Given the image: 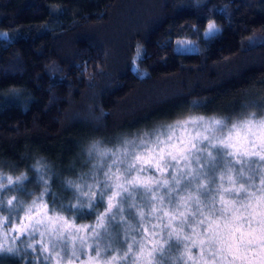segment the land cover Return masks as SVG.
Listing matches in <instances>:
<instances>
[{"label":"trees","instance_id":"trees-1","mask_svg":"<svg viewBox=\"0 0 264 264\" xmlns=\"http://www.w3.org/2000/svg\"><path fill=\"white\" fill-rule=\"evenodd\" d=\"M210 21L219 29L211 38ZM0 34V174L28 177L24 191L2 194L0 243L7 233L14 251L0 252V264H53L36 232L14 240L10 231L22 209L9 212L7 200L31 203L44 190L41 175L50 210L95 224L104 204L61 208L77 203L65 181L93 183L86 147L108 149L188 116L235 120L264 107V0H0ZM184 39L194 47L180 48ZM124 218L106 221V255L142 236L139 217Z\"/></svg>","mask_w":264,"mask_h":264},{"label":"snow or ice","instance_id":"snow-or-ice-1","mask_svg":"<svg viewBox=\"0 0 264 264\" xmlns=\"http://www.w3.org/2000/svg\"><path fill=\"white\" fill-rule=\"evenodd\" d=\"M218 31L217 25L210 23L205 35L211 38ZM0 35L6 37V34ZM189 126L194 134L187 131ZM180 129L187 139L176 134ZM88 155L97 159L92 170L93 183L88 184L84 178H81V183L65 181L66 188L74 193L77 203L62 205L61 208L77 213L86 208L91 213L98 204L105 203L107 196L106 207L97 214L95 224L76 226L66 217L58 215L55 207L49 215V206L43 201L51 193L48 182L41 175L44 190L30 204L25 205L15 196L7 200L9 212L22 209L29 221L24 223L21 220L19 226L10 230L17 233L14 240L26 233L34 235L37 227L44 225L52 235V248L62 242L66 255L68 237H71L73 246L68 264L79 260L81 255L86 257L81 264H100L102 254L112 249V244L102 248L98 242L101 229L108 234L110 223L106 221L127 224L124 218L127 211L134 219L139 217L143 222V208L147 207L148 216L162 212L163 216L157 218H167L168 222L162 229L167 230L166 239L163 243L148 241V237H155L157 232L148 233V229L144 228L141 240L132 237L131 243L125 241L127 250L120 256L113 255L105 264H118L130 257L131 264H164L165 261L171 264H264V170L250 168L251 174H248L241 167L235 176L232 175L235 164H264V107L259 113L247 111L235 120L229 117L188 116L183 121L144 132L135 140L126 139L115 150L101 149L97 141L89 148ZM193 163L196 168L192 167ZM220 167L223 170L217 183L216 172ZM169 169L171 178H163ZM38 170L42 171V166ZM149 171L154 175L158 173L159 177L142 175ZM225 179L229 187H224ZM257 179L259 183H256ZM27 180L24 174L15 179L0 174V207L4 206L2 194L11 190L24 191L23 185ZM193 188L194 191L191 190ZM137 193L144 202L143 206L137 203ZM166 199L171 211L165 210ZM7 219L5 217L4 221ZM186 228L189 230L187 233ZM84 232L88 234L82 235ZM8 238L5 233V243H0V252L14 251L6 246ZM89 239L94 243L89 244ZM76 241H79V248L75 247ZM133 245L138 249L135 252ZM42 247L44 251L48 250L46 246ZM173 249L179 251L178 256L170 255ZM193 249L196 250L195 255ZM91 251L95 252L94 256ZM56 256L60 257V253ZM49 258L45 257L46 260Z\"/></svg>","mask_w":264,"mask_h":264},{"label":"rangeland","instance_id":"rangeland-1","mask_svg":"<svg viewBox=\"0 0 264 264\" xmlns=\"http://www.w3.org/2000/svg\"><path fill=\"white\" fill-rule=\"evenodd\" d=\"M210 23H213L212 21H210V22H208V25L210 24ZM206 30H207V28L205 29V31H204V35H205V33H206ZM206 36V35H205ZM178 45H179V47L180 48H188V49H192L193 47H194V45L189 41V40H187V39H184V40H182V41H179L178 42ZM134 69H136L137 67H136V65L134 64ZM192 117H195V116H192ZM196 117H201V116H196ZM209 116H207V117H205V118H208ZM213 117V116H212ZM216 117V116H215ZM186 118V117H185ZM185 118H182V119H180V120H177V121H183ZM217 118H219V117H217ZM174 122H176V121H174ZM173 123V122H172ZM172 123H170V124H172ZM188 132H193V134H194V131H193V128L191 127V126H189V128H188V130H187ZM176 134L177 135H180V136H183L185 139H187V136H185V134H184V131L182 130V129H180V130H177V132H176ZM124 141V139L123 140H120L119 142L117 141H115L116 143L115 144H113L111 147H109L108 149H113V150H115V149H117V148H120L121 146H122V142ZM199 146V145H198ZM89 148L90 147H86V150H87V153H88V150H89ZM106 149V148H105ZM213 155H216V153L215 152H213ZM229 159H231V158H229ZM95 163H97V159H95L94 158V160H92V162H91V164L92 165H94ZM109 163H110V161H109ZM201 163L203 164L204 163V160L202 159L201 160ZM181 166H183V162H181ZM192 167L193 168H196L197 166L195 165V163H193L192 164ZM233 167H234V169H235V171L232 173V175L233 176H235L236 175V173H238L240 170H241V167H243V169H244V171L246 172V173H248V174H251V172L249 171V169L250 168H257V169H261V170H264V164H261V163H252V162H248V163H243V164H235V165H233ZM223 170V168L222 167H220V168H218L217 169V172H216V178H217V183H219L220 181H219V179H218V177H219V173L221 172ZM205 171H207V169H205ZM170 174H171V169H169V173H166L165 175H164V177L163 178H166V179H170L171 177H170ZM209 174H211V173H209ZM142 175H144V176H154V178H157V177H159V174L157 173V174H153V172H151V171H149V172H147V173H143ZM100 179H103V177L101 176L100 177ZM206 179V178H205ZM199 182H202V181H197V183H199ZM242 182V181H241ZM224 187H229V184H228V182H227V179H225L224 180ZM256 183H259V180L257 179L256 180ZM183 186V185H182ZM214 186V185H213ZM192 191H194V188L193 189H191ZM160 193L161 194H163L164 193V190L163 189H161L160 190ZM111 193H108V195H110ZM181 195H183L184 193H180ZM139 196H140V194L139 193H137V200H140L139 199ZM106 200H107V196L105 197V203H103L104 204V209H105V207H106ZM44 202V201H43ZM141 202V206H143V201H140ZM140 202H139V204H140ZM30 204V203H29ZM28 205V204H27ZM125 207H126V205H125ZM143 210H144V212L148 215V208L147 207H144L143 208ZM165 210H168V211H171V206H169L168 204H167V199L165 200ZM104 211V210H103ZM126 212V211H125ZM56 213L58 214V215H62V216H64L63 214H60V213H58L57 211H56ZM49 215H52V211L49 209V213H48ZM163 216V213L162 212H158L156 215H154V216H150V218L149 217H147V216H145V218H144V220H143V222H142V228L144 229V228H147L148 229V233H151L152 231H156L157 232V235L155 236V237H152V236H149L148 237V241H151V240H159L161 243H163V241L166 239V237H167V230L166 229H164L163 231H162V229H163V225L164 224H166L167 222H168V220H167V218H163V219H158L157 217H162ZM65 217V216H64ZM21 220H23V222L24 223H29V221L25 218V211L24 210H22V212H21V215H20V217H19V220H18V223H16L15 224V228L17 227V226H19L20 225V223H21ZM69 220V219H68ZM71 221V220H70ZM73 222V221H72ZM74 223V222H73ZM76 226H80V225H88V224H76V223H74ZM153 225H158L159 227H157V228H155V229H153ZM178 226V225H177ZM142 229V230H143ZM101 232H100V235H101V238H104L105 237V233H104V231H103V229L102 230H100ZM189 230L186 228L185 229V233H187ZM36 234L38 235V240H39V242L43 245V246H46L47 247V252L50 250L52 253H54V260H53V264H68V256L70 255V252H71V249H72V242H71V237H68V241H69V244H68V254L66 255V254H62V247H64L63 246V243L61 242V243H58V246L55 248V249H53L52 248V235H51V233H50V231H49V229L46 227V226H44V225H40V226H38L37 227V229H36ZM41 232H43V233H45V235H43V236H41L40 235V233ZM82 235H87L88 233L87 232H84V233H81ZM142 234H143V232H142ZM136 240H141V236L138 238V239H136ZM125 241H127V243H131L132 242V238H129L128 237V239L127 240H125ZM125 241H123L124 243H125ZM148 241H145V243L146 244H148ZM99 243H100V245H101V247L102 248H104V245H103V242L102 241H98ZM88 243L89 244H93L94 242H93V240L92 239H89V241H88ZM127 243L125 244V246L127 247ZM79 241H76V243H75V247L76 248H79ZM151 245L149 244V247H150ZM167 247V246H166ZM138 249H137V246L136 245H133V251L135 252V251H137ZM56 253H60V257H57L56 256ZM90 254L91 255H95V252L94 251H91L90 252ZM123 253H121L120 251H116V252H113V253H111V254H105V253H103L102 254V256H101V258H100V264H105V262L106 261H108V260H110V258L113 256V255H116V256H120V255H122ZM196 254V250L195 249H193V255H195ZM61 257H63V258H61ZM84 260H86V257L85 256H83V255H81L80 256V259L79 260H73L72 261V264H81V261H84ZM131 260H132V258L130 257L129 258V260L128 261H119L118 262V264H131Z\"/></svg>","mask_w":264,"mask_h":264}]
</instances>
